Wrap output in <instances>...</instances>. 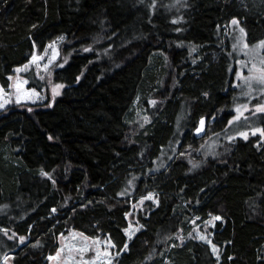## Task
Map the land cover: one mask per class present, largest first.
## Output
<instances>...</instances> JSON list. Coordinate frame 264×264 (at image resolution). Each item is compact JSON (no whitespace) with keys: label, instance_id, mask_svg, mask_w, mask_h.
I'll list each match as a JSON object with an SVG mask.
<instances>
[{"label":"trees","instance_id":"trees-1","mask_svg":"<svg viewBox=\"0 0 264 264\" xmlns=\"http://www.w3.org/2000/svg\"><path fill=\"white\" fill-rule=\"evenodd\" d=\"M168 1L0 0L2 89L35 48L60 40L68 56L50 69L64 86L56 100L0 113V260L47 264L70 228L107 238L111 264H264V138L238 139L221 160L194 166L183 156L146 172L173 138L178 94L191 107L188 124L227 102L222 31L236 19L249 44L262 40L264 0H186L177 12ZM189 47L202 57L196 66ZM168 74L159 114L147 115L144 129L129 126L136 97L147 104ZM26 76L30 88H44ZM152 191L155 201L137 204ZM214 214L219 260L189 233ZM130 223L141 228L127 239Z\"/></svg>","mask_w":264,"mask_h":264},{"label":"rangeland","instance_id":"rangeland-1","mask_svg":"<svg viewBox=\"0 0 264 264\" xmlns=\"http://www.w3.org/2000/svg\"><path fill=\"white\" fill-rule=\"evenodd\" d=\"M185 1L169 0L167 7L177 12ZM232 21L226 31H222L224 38L220 51V55L224 56L225 59L228 77L226 89L223 88L226 90L225 93L228 92L229 94L227 102L215 109L208 117L206 134L197 140L194 131L200 117L194 120L192 124H188L192 110L188 99H182L181 95L178 94L180 105L173 118V120L175 119L173 138L166 147L162 148L161 152L159 151L158 157L151 163L152 166L146 167V172L157 173L167 167L171 160L183 156L188 157L192 165H200L201 160H221L231 152L234 143L238 139L264 138L259 132L253 134L255 129H264L262 123L264 113L256 112L258 105H264V85L255 79L248 82L245 79L250 76L258 77L261 73L257 70L264 69V64L261 63L264 60V47H260V41H264V38L254 44H249L245 30L241 33L240 28L242 26L239 22L237 25H233ZM245 44L248 45L247 48L244 47ZM62 45L59 40L52 41L43 51H38L35 48L28 64L19 68V71L13 75L10 87L2 89L0 86V113L14 104L39 105L45 102L51 104L61 95L64 86L56 87L60 84L52 81L50 69L58 61L62 65L67 62L68 56H62L61 54ZM189 51L187 58H191V66H196L202 60V57L198 54V48L189 47ZM162 55L169 60L168 53ZM33 57H36V59H33ZM168 65L166 67L167 71H171ZM253 65H255V68H253ZM184 70L185 66L181 69L182 73ZM28 73H33L36 77L44 80V88L41 91L28 86L29 82L26 76ZM237 73L241 75L238 77ZM168 77L170 78V74L164 78L161 87L159 86L160 90L155 88L148 95L147 104L143 103L141 96L136 97L127 117L129 126H140L139 129H144L151 123V118L147 115L151 112L159 114L156 111L157 104H162V99H165L163 96L165 95L167 99L172 91L166 84V78ZM249 84L251 87H249ZM17 85H19V88H17ZM153 101H155L154 104ZM244 105H247V110H244ZM238 107L241 108L242 115L236 120L234 117L238 115L236 112ZM230 120L233 121L231 124H229ZM240 133H247V139L241 136ZM150 162L151 159L146 164L150 165ZM128 184L129 187H133V183L128 182ZM132 192L133 190L130 191V194ZM156 194L157 192L152 191L147 192L137 200H135L136 196L129 199L137 201L139 205L145 200L155 201ZM134 204L132 202L131 206L134 207ZM214 216L221 217L219 214L209 215L203 221L195 222L189 233L196 240L208 244L212 255L219 260V250L215 246L216 252H213L214 245L211 243L209 232L216 222L222 220V217L216 221L213 220ZM140 228L130 223L125 230L127 239L132 238ZM184 235L185 233L181 232L178 239H181ZM0 244L2 245L1 241ZM53 247L54 251L46 258L47 264H111L115 258L112 253V243L107 238L88 236L70 228H67L65 232L56 237ZM11 260L12 254H8L0 260V264H12Z\"/></svg>","mask_w":264,"mask_h":264},{"label":"snow or ice","instance_id":"snow-or-ice-1","mask_svg":"<svg viewBox=\"0 0 264 264\" xmlns=\"http://www.w3.org/2000/svg\"><path fill=\"white\" fill-rule=\"evenodd\" d=\"M173 23H175V21H173ZM232 24L233 25H237L238 24V21L236 19H233ZM240 32L243 33L244 32V29L243 28H240ZM61 39H63V37H61ZM244 47L247 48L248 45L245 44ZM260 47H264V41H260ZM86 51H87V49H86ZM33 59H36V57H33ZM261 63L264 64V60H262ZM253 68H255V65H253ZM17 71H19V69H17ZM257 71H259L261 74L258 77L257 76H250V77L245 78L246 79V82L255 79V80H258L260 84L264 85V69H258ZM240 75H241L240 73H237V76L238 77ZM56 87L57 88H60V87H63V85H57ZM249 87H251L250 84H249ZM17 88H19V85H17ZM205 95H207V94H205ZM152 103L154 104L155 101H153ZM243 108H244V110H247V105H244ZM236 112L238 113V115L236 117H234V119L238 120L240 118V115H242L241 108L238 107L236 109ZM256 112L264 113V105H258L256 107ZM145 119H147V118H145ZM232 122L233 121L230 120L229 121V124H231ZM200 125H201V127L200 128H197V132L198 133L202 130V127L204 125V120L203 119L200 121ZM256 132H259L260 135L264 136V129H255L254 132H253V134H255ZM240 135L243 136L245 139H247V133H240ZM51 139H52V137L50 136L49 137V140H51ZM194 166H196V165H194ZM41 175L42 176H48L49 174L47 172H44L42 170L41 171ZM53 211H55V209H53ZM220 219H221L220 216H214L213 217V220H216V221H218ZM201 239H203V237H201ZM21 242H23V238H21ZM125 248H127V245H125ZM213 252H216L215 246H213ZM50 259H51V257H50Z\"/></svg>","mask_w":264,"mask_h":264},{"label":"water","instance_id":"water-1","mask_svg":"<svg viewBox=\"0 0 264 264\" xmlns=\"http://www.w3.org/2000/svg\"><path fill=\"white\" fill-rule=\"evenodd\" d=\"M204 120V125H203V127H202V130L198 133L197 132V128H200L201 127V125H200V121L201 120ZM207 118L206 117H202V118H200L199 120H198V125H197V127H196V129H195V131H194V136H195V138L197 139V140H199V139H201L205 134H206V125H207Z\"/></svg>","mask_w":264,"mask_h":264}]
</instances>
